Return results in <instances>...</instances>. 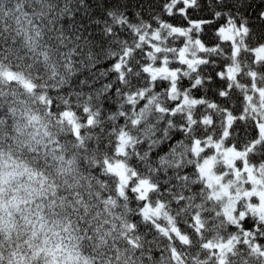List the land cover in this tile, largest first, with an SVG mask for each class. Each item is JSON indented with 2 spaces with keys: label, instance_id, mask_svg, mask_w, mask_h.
Segmentation results:
<instances>
[{
  "label": "snow or ice",
  "instance_id": "6c2138e0",
  "mask_svg": "<svg viewBox=\"0 0 264 264\" xmlns=\"http://www.w3.org/2000/svg\"><path fill=\"white\" fill-rule=\"evenodd\" d=\"M9 2L0 264H264V0Z\"/></svg>",
  "mask_w": 264,
  "mask_h": 264
},
{
  "label": "trees",
  "instance_id": "16d2710c",
  "mask_svg": "<svg viewBox=\"0 0 264 264\" xmlns=\"http://www.w3.org/2000/svg\"><path fill=\"white\" fill-rule=\"evenodd\" d=\"M15 3L16 0H10L9 4L7 5L10 9L13 10V14H15ZM9 20H11V17H9ZM97 210H99L102 213V215H106L102 207L98 208Z\"/></svg>",
  "mask_w": 264,
  "mask_h": 264
}]
</instances>
